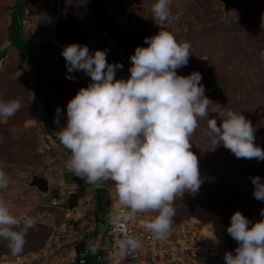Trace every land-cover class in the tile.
Wrapping results in <instances>:
<instances>
[{
    "label": "rangeland",
    "instance_id": "374dc122",
    "mask_svg": "<svg viewBox=\"0 0 264 264\" xmlns=\"http://www.w3.org/2000/svg\"><path fill=\"white\" fill-rule=\"evenodd\" d=\"M17 1L0 0V49L7 50L0 61V100L20 98L22 103L14 116L0 118V169L9 179L8 188L0 189V199L10 203L13 215L27 214L36 219L20 256L46 249L57 239L64 241L81 235L86 244H91L94 237L98 185L86 183L65 168L69 150L57 145L46 132L50 128L58 136L67 123L68 102L91 83L83 71L68 73L61 55L63 48L76 43L86 45L93 54L106 51L109 64L123 65L117 69L115 79L127 80L135 49L148 47L145 38L156 35L161 27L152 19L151 8L156 0H34L25 5L23 36L37 56L50 89L51 105L46 112L38 94L37 72L21 61L6 39L10 7ZM262 18L264 0L238 2L231 6L228 17L218 0H171L164 28L177 42L191 45L188 64L178 69L177 75L203 74L201 84L212 102L209 119L216 118L219 126L216 113L228 109L242 113L253 126L255 145L264 150ZM69 75L74 79H68ZM57 108L61 109L59 125L54 123ZM190 143L202 183L197 192L177 196L175 216L204 224L214 223V216H219L222 225L216 223L214 236L220 235L224 242L234 244L227 228L236 211L251 220L252 226L264 220V202L254 198L250 179L259 176L264 183V161L238 159L222 145L214 147L207 132V118L199 120ZM34 175L49 181L46 196L27 186ZM99 187L106 191L112 206L116 194L113 183L102 181ZM72 192L78 194V204L69 214L66 205ZM101 213V220L105 221L95 237L106 248L112 219L107 211ZM69 249L59 255L67 258ZM6 257L14 256L7 241L0 240V259Z\"/></svg>",
    "mask_w": 264,
    "mask_h": 264
},
{
    "label": "clouds",
    "instance_id": "9594fccd",
    "mask_svg": "<svg viewBox=\"0 0 264 264\" xmlns=\"http://www.w3.org/2000/svg\"><path fill=\"white\" fill-rule=\"evenodd\" d=\"M170 4L171 0H156L152 5V19L161 30L145 38L148 47L135 49L127 80L115 79L123 65L109 64L106 51L93 54L86 45L73 43L61 53L68 73L83 71L91 78L68 102L67 123L58 132L70 152L65 168L89 184L111 181L126 220L136 213H156L143 227L158 240L170 232L177 196L195 193L201 186L198 159L190 151L200 119L207 118L214 147L222 145L238 159L264 161V150L255 145L253 126L242 113L231 109L216 113L218 126L216 118L209 119L212 102L205 96L201 74L177 75L188 64L191 45L177 42L165 30ZM260 55L264 58V51ZM21 107L20 98L0 100V118L14 116ZM56 113L54 123L59 125L61 109ZM250 179L254 198L264 202L261 178ZM8 186V175L0 169V189ZM10 208L0 199V240L7 241L11 254L18 256L37 222L27 214L13 215ZM250 223L239 211L231 216L227 233L238 247L235 255L225 253V264H264V220L251 228ZM140 246L132 237L119 241L121 253Z\"/></svg>",
    "mask_w": 264,
    "mask_h": 264
},
{
    "label": "built area",
    "instance_id": "2783aa9c",
    "mask_svg": "<svg viewBox=\"0 0 264 264\" xmlns=\"http://www.w3.org/2000/svg\"><path fill=\"white\" fill-rule=\"evenodd\" d=\"M112 209L113 212L111 210L108 213L112 225L107 230L108 243L103 264H225V253L231 252L235 255V249L238 247L235 240L234 244H229L224 242L222 236H214L217 228L215 226H218L216 223L222 225L219 216H214L216 221L212 224L173 218L167 238L158 240L143 227L156 213H136L132 219L126 220L120 215L123 209L116 194ZM252 224L251 222L248 227L251 228ZM129 237L139 240L141 246L134 251L121 253L119 241ZM66 248H70L67 258L59 255ZM89 255H92V251L84 244L80 235L64 241L57 239L52 245L38 252L1 258L0 264H77L85 262ZM55 259L57 260L54 261ZM96 260L101 261V257ZM91 264H94V257Z\"/></svg>",
    "mask_w": 264,
    "mask_h": 264
},
{
    "label": "trees",
    "instance_id": "16d2710c",
    "mask_svg": "<svg viewBox=\"0 0 264 264\" xmlns=\"http://www.w3.org/2000/svg\"><path fill=\"white\" fill-rule=\"evenodd\" d=\"M33 1L34 0H19L10 7V15H9L10 19H9V24L7 27L6 39L9 44L8 46L10 48H13L18 53L21 61L37 72L38 94L40 97H42L45 108H46V112H48L50 105H51L50 93H49L50 89L45 79V76L42 72L41 65L38 62L37 56L32 54L27 44V41L23 36V21H24V15H25V5L32 3ZM6 53H7L6 48L0 49V61L4 59ZM209 82L211 83V85L217 87L214 81L209 80ZM46 132L52 136L53 140L55 141L57 145L64 147L61 144L58 136L52 134V130L50 128H47ZM100 185H101V182L98 184V189L95 190L96 191V195H95V207L96 208L93 211V218L95 220L96 227L92 233L94 237L92 239L91 244H86L83 239L84 244L92 251V255L94 257V264L104 263L103 256H104L105 247L103 248V246L99 245V243L97 242L98 240L95 237L98 233V228L100 224L105 221V220L103 221L101 220V214H102L101 211L103 210L107 211V215H108V213L112 209V206L110 205V201L107 198V193L104 189L99 187ZM173 218L184 219L178 216H174ZM97 257H101V261H97L96 260Z\"/></svg>",
    "mask_w": 264,
    "mask_h": 264
},
{
    "label": "water",
    "instance_id": "95a60500",
    "mask_svg": "<svg viewBox=\"0 0 264 264\" xmlns=\"http://www.w3.org/2000/svg\"><path fill=\"white\" fill-rule=\"evenodd\" d=\"M222 6H223V12H224V16L228 17L229 16V11L232 5L241 2L244 3L247 0H218ZM201 76L203 77V74H201ZM27 186L29 188H36L37 190H39L44 196L47 195L48 190H49V181L41 176H32L29 183L27 184ZM77 204H78V194L76 192H72L69 193L68 195V201H67V211L68 213H72L73 209L77 208ZM230 236V235H229ZM231 237V236H230ZM83 247V246H82ZM82 249V248H81ZM91 254V253H89ZM92 255H89V257L87 258V260L85 262L81 261L80 263L77 264H91L92 262Z\"/></svg>",
    "mask_w": 264,
    "mask_h": 264
}]
</instances>
